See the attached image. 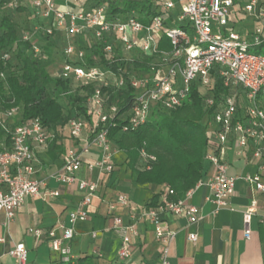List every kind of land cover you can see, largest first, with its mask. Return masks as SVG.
<instances>
[{
	"label": "built area",
	"instance_id": "2783aa9c",
	"mask_svg": "<svg viewBox=\"0 0 264 264\" xmlns=\"http://www.w3.org/2000/svg\"><path fill=\"white\" fill-rule=\"evenodd\" d=\"M59 1L65 5L61 6ZM77 1L31 0L34 16L41 19L35 30L49 36L61 30L69 38L78 35L88 42L92 35L100 43L108 62H132L138 54L152 58L147 71L130 75L137 96L129 110V122L124 130H135L146 123L156 105L167 110L181 107L194 83L199 85L205 106L213 108L216 126L209 131L206 157L215 168V173L207 182L200 180L184 197L175 200L170 198L175 191L168 187L154 207H138L126 193L119 194L108 205L110 212L122 207L129 213L127 223L123 216H113V229L121 237L118 250L120 259L132 255V238L139 235L138 223L144 221L152 226L161 244L159 263L156 264H170L171 245L178 231L166 225L165 214L183 217L193 224L201 217L200 207L189 200L196 188L208 185L213 196L211 200L217 203L218 208L226 205L235 192L237 177L227 172L222 153V147L229 141L233 142L239 155L248 153L250 144H254L251 153L253 158L260 161L259 170L255 174L245 175L244 179L254 184L257 190L264 191V0H154L159 12L150 16L149 23L142 22L135 11L129 13L126 19H110L107 4H99L91 9H73L70 5ZM0 2L10 8L17 7V0ZM236 6L256 22L254 30L248 35L240 33L231 24L237 13V9L233 10ZM170 21L174 23L173 26H168ZM33 31L25 29L22 39L32 43ZM164 35L169 38L171 51L159 48ZM32 45L35 54L40 55L41 47ZM86 52V48L68 42L64 47L66 59L75 54L77 61L83 63L65 61L63 74L82 84H94L93 94L89 98L92 122L84 117H73L66 125L52 130L38 117L17 123L19 106L0 109V127L5 133L3 140H0V212L5 213L8 219L15 216L29 196L59 195L57 189L46 190L47 182L35 176L38 151L48 147L65 130L73 139L82 142L64 155L62 165L54 173L62 185L76 183L85 193L69 214L70 224H60V238H56L55 229L29 228L36 238L43 235L52 238L51 247L63 261L74 258L69 245L74 237V223L87 217L86 207L98 190L96 181L79 177L85 162L84 154L90 151L93 144L99 146L101 157L89 162L88 169L112 173L115 169L114 156L119 150L110 139L108 125L109 122L111 126L116 125L119 108L112 104L106 109L108 96L104 89L109 86L123 87L124 78H120L109 65L85 64ZM9 57V53L2 55L5 60ZM216 64L218 67L215 69ZM119 70L126 72L123 67ZM217 74L229 90L219 102L211 95ZM1 77L5 78V75L2 73ZM141 154L148 168L156 160L155 155L148 154L144 149ZM255 212L256 201H253L244 212V235L247 239L251 237L250 223ZM197 238V233H189L190 240ZM0 241L4 242V238H0ZM10 253L19 264L27 263L28 249L25 243H16Z\"/></svg>",
	"mask_w": 264,
	"mask_h": 264
},
{
	"label": "crops",
	"instance_id": "0c3cea01",
	"mask_svg": "<svg viewBox=\"0 0 264 264\" xmlns=\"http://www.w3.org/2000/svg\"><path fill=\"white\" fill-rule=\"evenodd\" d=\"M19 1L26 2V10L34 15L31 0ZM59 2L65 5L63 1ZM235 9L244 20L252 23L243 31L237 29V23L233 21L232 26L244 35L250 34L255 28V20L240 12L238 6ZM247 17L249 18L246 19ZM40 21L41 19L38 22ZM31 39L33 44L40 47L44 44L41 30L33 31ZM51 70L57 71L54 65ZM17 120L18 116L16 122ZM81 144L82 142L73 139L65 130L48 147L38 151L35 176L47 182L46 190L57 189L59 195L27 197L12 219L0 212V238H4V242L0 241V264H19L17 258L10 253L18 242L25 243L28 249L26 264L52 263L61 259L51 247L52 238L48 235L36 238L29 232V228L55 229L56 238H60V224H70L69 214L85 193L76 183L71 186L62 185L54 177V173L62 165L64 155ZM253 147L254 144L251 143L248 153L242 155L236 152L232 141L222 147L227 172L237 177L235 192L226 205L218 208L217 203L211 200L213 196L209 186L201 185L189 199L201 209V217L197 222L189 224L183 217L165 214L166 225L178 231L171 245L170 264H264V191L257 190L254 184L244 179L245 175L255 174L259 170L260 161L252 157ZM100 157V147L93 144L90 151L84 154L85 162L79 171V177L96 181L98 190L86 207L87 217L74 223V237L69 242L72 256L77 258L90 255L95 257L97 264L159 263L161 244L157 241L152 226L144 221L138 223L139 235L132 238V255L124 260L118 257L121 237L113 229V216L121 215L127 223L129 213L122 207L110 212L108 205L119 194L126 193L134 205L149 207L148 204L154 196L159 195L157 204L161 201L168 186L138 182L137 171L130 167L128 155L120 149L114 156L115 169L112 173L90 171L88 163ZM140 164L142 167V162ZM214 173L215 168L210 165L203 180L207 182ZM253 201H256V212L250 223L251 237L247 239L244 235V212ZM191 232L197 233V240L189 239Z\"/></svg>",
	"mask_w": 264,
	"mask_h": 264
},
{
	"label": "trees",
	"instance_id": "16d2710c",
	"mask_svg": "<svg viewBox=\"0 0 264 264\" xmlns=\"http://www.w3.org/2000/svg\"><path fill=\"white\" fill-rule=\"evenodd\" d=\"M99 4L108 5L110 19H126L129 13L135 11L142 22L149 23L150 16L159 12L154 0H78L70 6L73 9L84 10ZM9 10L10 7L0 2V50L3 54L10 55L7 60L2 58L3 54L0 56V109L19 106L17 123L38 117L52 130L66 125L73 117H84L92 122L93 113L89 98L93 94L94 84H82L81 81L65 77L63 74L65 61L83 63L77 61V58L66 59L64 56L65 43L72 42L77 47L87 49L85 64L101 67L109 65L120 78H124L123 87L109 86L104 89L108 96L106 109L116 104L120 115L115 120L116 125L111 126V123H108L109 135L114 146L128 155L130 167L137 171L138 182L166 184L175 191L170 197L175 200L184 197L189 189L203 179L211 165L206 157L209 151V131L214 129L216 124L213 122V108L205 106L204 97L197 83L191 86L189 95L181 107L167 110L161 105H156L146 123L135 130H124V126L129 122V110L137 96L135 88L131 85L130 75L147 71L152 58L138 54L132 62L124 63L121 60L108 62L100 43L92 38V35L88 42L78 35L69 38L61 30H57L53 36L43 33L42 53L36 55L32 43L22 39V32L27 28L13 21L8 13L6 15L1 12ZM172 18L173 15L170 16V20ZM173 25L171 21L168 22V26ZM16 45H21L22 49L14 55L12 50ZM159 48L171 51V43L167 36L162 37ZM43 55L48 57L47 60L42 58ZM52 65L57 69L53 73ZM120 67L125 68L126 72L120 71ZM217 67L216 64L215 69ZM2 73L5 78L1 77ZM228 91L223 85L222 78L217 74L211 95L219 102ZM60 96L67 100L71 109L70 114L64 113L63 105L58 99ZM4 136L5 133L0 127V140ZM142 149L156 156V160L149 168L145 166L146 160L142 157ZM140 162L142 167L139 166ZM158 198L159 195L154 196L148 206H155ZM44 264L97 263L95 257L84 255L69 261L59 259Z\"/></svg>",
	"mask_w": 264,
	"mask_h": 264
},
{
	"label": "rangeland",
	"instance_id": "374dc122",
	"mask_svg": "<svg viewBox=\"0 0 264 264\" xmlns=\"http://www.w3.org/2000/svg\"><path fill=\"white\" fill-rule=\"evenodd\" d=\"M244 1V0H243ZM26 5H27V3L25 2V3H23V1H19V0H17V9H14V8H11V10H9V11H7V12H5V11H1L2 13H4V14H6L7 15V13H8V15L11 17V19L13 20V21H17V22H19L20 23V25L23 27V28H27L28 30H34L35 31V26L39 23L38 21H39V17H37V16H34L31 12H28L26 9ZM16 8V7H15ZM18 8H23V9H25L24 11H21V10H19ZM235 8H233V10H234ZM235 11H236V9H235ZM234 12V11H233ZM249 17H247L246 19H248ZM234 19L235 20H233V23H237V29H239V30H245V29H247L249 26H251V23L252 22H250L249 20H244L242 17H241V13H240V15H238V13H235L234 14ZM237 21V22H236ZM235 26V27H236ZM255 26H256V24H255ZM68 45V43L66 42L65 43V47ZM20 49H22V46L21 45H16V46H14V48H13V50H12V54H14V55H16L17 54V52L20 50ZM3 54V51L2 50H0V56ZM42 58L44 59V60H47V58L45 57V55H43L42 56ZM76 58V55L75 54H73V55H71V59H75ZM51 73H53V71H51ZM58 99H59V101L62 103V105H63V110H64V113L65 114H70V106H69V104H68V102H67V100L64 98V97H62V96H60V97H58ZM141 165V164H140Z\"/></svg>",
	"mask_w": 264,
	"mask_h": 264
}]
</instances>
